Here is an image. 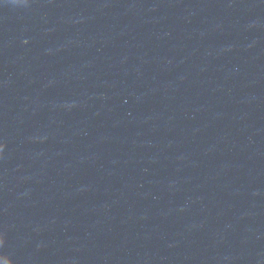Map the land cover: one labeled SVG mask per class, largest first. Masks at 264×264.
<instances>
[{
  "label": "water",
  "instance_id": "1",
  "mask_svg": "<svg viewBox=\"0 0 264 264\" xmlns=\"http://www.w3.org/2000/svg\"><path fill=\"white\" fill-rule=\"evenodd\" d=\"M264 264V0H0V259Z\"/></svg>",
  "mask_w": 264,
  "mask_h": 264
},
{
  "label": "clouds",
  "instance_id": "2",
  "mask_svg": "<svg viewBox=\"0 0 264 264\" xmlns=\"http://www.w3.org/2000/svg\"><path fill=\"white\" fill-rule=\"evenodd\" d=\"M0 264H12V261L7 256H3V258L0 259Z\"/></svg>",
  "mask_w": 264,
  "mask_h": 264
}]
</instances>
